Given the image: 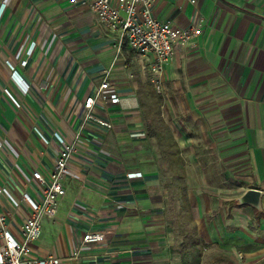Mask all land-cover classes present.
I'll list each match as a JSON object with an SVG mask.
<instances>
[{
  "label": "crops",
  "instance_id": "1",
  "mask_svg": "<svg viewBox=\"0 0 264 264\" xmlns=\"http://www.w3.org/2000/svg\"><path fill=\"white\" fill-rule=\"evenodd\" d=\"M70 1L0 0V189L19 203L1 198L9 232L21 240L33 214L24 195L43 199L34 172L49 179L63 147L76 142L66 195L45 217L34 258L261 262L264 0H158V20L202 30L176 48L159 91L150 81L153 56H140L99 24L92 0ZM105 79L111 88L92 115L112 129L85 121V101ZM161 121L177 142V164L162 155ZM248 189L263 191L261 210L236 205ZM87 233L104 240L82 246Z\"/></svg>",
  "mask_w": 264,
  "mask_h": 264
},
{
  "label": "built area",
  "instance_id": "2",
  "mask_svg": "<svg viewBox=\"0 0 264 264\" xmlns=\"http://www.w3.org/2000/svg\"><path fill=\"white\" fill-rule=\"evenodd\" d=\"M70 2L75 4L77 0ZM157 2L158 0H92L89 1L88 7L96 15L99 24L120 34L121 44L127 42L129 48L142 57L153 56L149 66L150 81L159 91L164 68L173 59L176 48L190 43L201 35L202 30L200 24L182 27L158 20L154 15ZM190 3L195 4L196 0H190ZM26 64L27 61L22 63L23 66ZM13 78L18 85H25V92L29 91V87L17 72L13 73ZM110 88V82L105 79L96 93L86 99L85 121H93L106 129L113 128L111 123L92 115L97 100ZM10 97L18 104L12 96ZM109 98L115 104L120 102L116 93L110 94ZM76 146L77 143L74 142L63 147L49 179L40 172H34V179L44 187V196L41 202H36L29 195H24V199L33 209V214L22 224L21 240H17L9 232L7 217L0 211V264H61V259L56 256L34 258L32 254L40 239L45 217L53 212L59 199L66 195L64 182ZM3 196L8 197L15 206H19L6 189H0V201ZM103 240L104 235L101 233H87L82 240V246ZM78 256L79 251L75 254V257Z\"/></svg>",
  "mask_w": 264,
  "mask_h": 264
},
{
  "label": "trees",
  "instance_id": "3",
  "mask_svg": "<svg viewBox=\"0 0 264 264\" xmlns=\"http://www.w3.org/2000/svg\"><path fill=\"white\" fill-rule=\"evenodd\" d=\"M155 115H158L155 113ZM161 126H160V132L163 134V138H162V142L165 143L167 149L166 151H164V153H162V155L166 158H170L171 159V163L172 164H177V159L179 157L180 151L177 145L176 140L173 138L172 133L170 132L169 128L164 126V123L161 121ZM157 128H155V132ZM176 172L179 173V176L182 177L184 175L183 170L176 168L175 169ZM238 204V202L236 203V205ZM240 207H244V206H240ZM264 219V212H257L256 215V220H261Z\"/></svg>",
  "mask_w": 264,
  "mask_h": 264
},
{
  "label": "water",
  "instance_id": "4",
  "mask_svg": "<svg viewBox=\"0 0 264 264\" xmlns=\"http://www.w3.org/2000/svg\"><path fill=\"white\" fill-rule=\"evenodd\" d=\"M263 191L258 189H248L239 198L240 206L249 205L257 210H261Z\"/></svg>",
  "mask_w": 264,
  "mask_h": 264
},
{
  "label": "rangeland",
  "instance_id": "5",
  "mask_svg": "<svg viewBox=\"0 0 264 264\" xmlns=\"http://www.w3.org/2000/svg\"><path fill=\"white\" fill-rule=\"evenodd\" d=\"M178 192V191H177ZM180 192L177 193V195H179ZM175 214H177L176 212L174 213V216ZM189 220V218H188ZM190 222H192L190 220ZM187 230H192V227L190 226V224H188L187 226ZM204 264H214V262H203ZM217 263V262H216ZM234 264H264V259L261 260V262H243V259L240 260V262H233ZM217 264H232L231 262H218Z\"/></svg>",
  "mask_w": 264,
  "mask_h": 264
}]
</instances>
